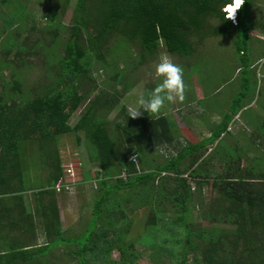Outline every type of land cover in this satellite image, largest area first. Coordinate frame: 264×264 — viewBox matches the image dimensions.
I'll use <instances>...</instances> for the list:
<instances>
[{
	"label": "trees",
	"instance_id": "obj_1",
	"mask_svg": "<svg viewBox=\"0 0 264 264\" xmlns=\"http://www.w3.org/2000/svg\"><path fill=\"white\" fill-rule=\"evenodd\" d=\"M228 1L78 0L74 17L76 23L65 40L64 52L61 54L58 51V37H52L57 57L51 58L48 49L50 60L60 63L58 79L50 82L42 93L28 99L22 97L18 101L8 102L0 96V193L20 192L27 186L20 168L21 140L36 138L41 146H46L61 134L75 132L77 140H81L79 132L83 130L89 144L93 145L94 157L100 166L93 176L86 170L83 172L86 179L96 178L98 189H102L95 197L94 212L102 210L103 202L120 188H129L126 193H138L142 197L146 193L150 195L147 186H151L152 179L160 175L162 170L170 171L176 174L178 182L174 195L172 194L178 211L169 216L162 212L158 202L150 204L145 226L141 229L143 232L138 237L147 247L170 256L176 264H186L190 253H193L191 264H264V153L260 154V150L264 149V136L258 140V135H254L250 142H244L249 143L248 148L243 146L242 151L233 150L221 158H215L211 154L213 149L206 152L207 143L215 141L221 133L228 130L230 122L243 106L240 102L246 95V87L243 86L241 94L234 99L232 110L226 111L223 120L217 123L218 127H213L209 141L206 137L198 142L183 144L169 160L151 167H144L142 164L139 166L131 154L136 152L142 163L144 151L139 148L124 150L122 143L120 147L117 137L107 127V115L118 101L117 95L110 96L99 91L74 125L68 121L85 98L81 90L82 81L92 78L93 63L87 59V55L94 52L103 66H106L103 49L109 47L107 39L114 31L133 38L140 37L146 51L157 50L162 37L167 49L187 55L193 47L189 33L204 26L207 14H215L223 21L214 26L215 32L223 35H230L231 26H235L237 38H240L242 32L246 35L254 27L255 23L246 17L244 11L251 0H245L239 11L237 24L225 18L222 6ZM84 32L87 40L84 39ZM120 37L122 40L119 46L125 47V37ZM240 51L246 54L245 49L240 48ZM247 66L251 67V63L245 59L239 70H244ZM246 82L247 80H243V83ZM128 85L129 83L126 87ZM105 107V112H99V108ZM121 115L122 119L117 121L116 126L126 135H136L134 131L140 127L146 136H150L146 140L148 143L152 144L154 137L158 138L157 143L164 140L177 142L178 138L172 132L176 123L165 112L154 116L143 113L139 118L132 119L128 116V106L124 104ZM251 141L257 144H250ZM252 150H255L254 154H251ZM187 156L191 158L190 163L182 167L180 163ZM211 157L212 160H218L216 167L212 164ZM44 158L51 185L62 173L61 158L58 151L56 155L53 151L45 154ZM123 170L126 176H123ZM186 172L187 175H183ZM113 176L115 181L111 182ZM189 176L196 181L194 188L189 183ZM140 181L143 183L141 188L137 185ZM204 184H211L217 192L212 202L214 209L204 208L202 199H199L198 213L210 223L208 226H193L191 209H194L195 204L192 202L197 195L202 196L200 193ZM160 192L168 193L163 188ZM115 197H119V194ZM118 201L119 199H110L107 206L110 213L119 208ZM54 212L57 214V211ZM122 216L113 215L111 220L115 224L111 227L99 225L92 219L93 229L96 231L90 230L92 232L88 235L93 238V242L81 246L80 256L81 253L83 255L94 251V256L103 259L101 261L104 264H135L138 256L135 240L130 238L124 243L119 241L123 238V230L116 221ZM222 222L225 225H217ZM56 223L55 233L60 234V227ZM131 223L127 224L126 230ZM114 245L119 246L120 260L108 258ZM93 261L98 264L96 260ZM81 262L88 264L89 260Z\"/></svg>",
	"mask_w": 264,
	"mask_h": 264
},
{
	"label": "rangeland",
	"instance_id": "obj_2",
	"mask_svg": "<svg viewBox=\"0 0 264 264\" xmlns=\"http://www.w3.org/2000/svg\"><path fill=\"white\" fill-rule=\"evenodd\" d=\"M77 2L78 0H0V96L4 100L13 102L22 97L28 99L42 93L50 82L58 79L60 63H57L55 59V63L50 60V57H57L52 37L59 38L58 51L62 54L65 40L76 23L74 17ZM244 11L249 20L258 23L253 33L249 31L244 35L242 32V36L237 38L238 32L235 26H231V34L228 36L217 33L214 26L222 24L223 21L215 14H207L204 26L189 33L193 47L191 53L187 55L167 49L162 37L157 50L146 51L140 37L133 38L120 31H114L107 39L109 47L103 49L106 66H103L94 52L87 55V59L93 63L92 78L82 81L81 90L85 98L69 117V123L74 125L79 120L82 112L99 91L110 96L117 95L118 101L107 115V127L111 134L117 137L120 147L122 143L124 150L133 151L139 148L144 151L143 162L141 163L140 158L136 161L139 166L142 164L144 167H151L169 160L183 144L206 138L213 127H218L217 123L223 120L225 112L232 110L234 99L246 87V95L240 102L243 106L239 113L235 114L234 124L228 126L231 131L226 130L222 136L213 141L215 143L212 148H209L211 142H208L206 152L213 149L211 154L215 155V158H221L233 150L242 151L248 148L249 143L238 142H250L248 137L242 136L243 131L257 130V133L264 136V0H251ZM33 18L36 19L33 20ZM50 24L53 26L51 27ZM85 33L84 39L87 40ZM119 35L125 37L126 49L124 46H119L122 40ZM240 48L245 49L246 54H243ZM48 49H50V57ZM161 54L170 55L175 63L183 67L186 90L183 100H177L175 103L166 102L165 107L160 111L167 113L169 119L175 121L172 132L177 136V142L170 143L164 140L157 143L158 138L154 137L151 144L146 141L150 136H146L140 127L135 129L136 135H126L124 131L117 128L116 123L122 119L121 112L124 104L129 108L130 105H135L140 95L148 98L150 92L160 82L153 79V75L155 64ZM245 59L249 60L251 67L247 66L244 70H239ZM122 73L123 75H120ZM243 80H247L246 84ZM198 82H203L207 86L205 88L207 92H204L205 97L197 98L194 94V88ZM215 87L219 89L214 92ZM106 108H99V112H105ZM79 133L81 140H77L75 132L61 134L46 146H41L36 138L23 139L20 142L22 162L20 168L26 184L48 182L44 156L52 151L56 155L58 151L62 171L65 170V163L69 162L73 167L70 178L82 181L76 191L80 190V187H92L90 191L86 188L89 193L88 198L84 195H77L75 198L64 197L69 200L71 198L72 201L67 202V205L77 219L74 225H66L69 229L73 225V228L72 231L68 229L69 233L65 235L68 236V241H65V246L59 249L60 253L56 254L55 260H89L88 264H94L93 260H96L98 264L101 263L103 259L95 257L94 251L85 252L83 255L81 253V256L79 254L81 246L93 242V238L88 233L96 229H93V221L90 219L93 215L97 224L111 227L115 224L111 217L123 215L116 221L120 223L123 230V238L119 241L124 243L130 238L135 240L138 250L135 264H176L170 256L147 247L146 243L138 238L143 232L141 229L145 226L150 204L158 202L165 215L173 216L177 213V205L172 199L174 188L178 183L176 174L162 170L160 175L152 179L151 186H147V192L150 195L146 193L145 197L138 193H126L129 188L113 191L103 202V209L94 212L95 197L102 189H98L99 191H96L98 193L94 194L95 181L84 178L83 172L86 170L93 176L100 166L94 157L93 145L89 144L85 132L81 130ZM206 139L210 140L209 137ZM253 143L251 141L250 144ZM260 151V154L264 153V149ZM190 160V156H187L180 165L186 167ZM211 161L215 167L219 164L218 160H212V157ZM183 175H187V172ZM114 178L115 176L111 182L115 181ZM189 181L194 188L195 179L189 176ZM137 185L141 188L143 183L140 181ZM161 188L166 189L168 193H161ZM116 194H119V197H115ZM200 194L202 196L197 195L192 202L195 205L194 209H191L193 211L191 218L194 222L193 226H208L210 222L199 215L197 203L199 199H202L204 208L214 209L212 202L217 192L211 184H204ZM110 199H119L117 202L119 208L113 210L114 213H110L107 207ZM123 211H125L124 214ZM129 223L131 225L126 230ZM217 225L225 224L222 222ZM86 237L87 240H85ZM195 238L200 241L199 238ZM70 249L72 253L69 252ZM108 254L109 260H120L119 246L114 245ZM192 256L193 253H190L186 264H191Z\"/></svg>",
	"mask_w": 264,
	"mask_h": 264
},
{
	"label": "crops",
	"instance_id": "obj_3",
	"mask_svg": "<svg viewBox=\"0 0 264 264\" xmlns=\"http://www.w3.org/2000/svg\"><path fill=\"white\" fill-rule=\"evenodd\" d=\"M257 27L258 23L255 22L250 32L253 33ZM206 87L205 83L198 82L194 88L195 96L197 98L205 97ZM218 89L219 87H215L214 92ZM234 118L230 122L231 126L235 122L233 121ZM228 130L231 131V128L228 127ZM212 133L213 130L207 137ZM221 134L223 135L224 132ZM241 134L248 137L249 140L254 135H258V140L260 137L262 138L257 130L243 131ZM238 142L244 143L243 141ZM214 143L211 141L209 148H212ZM253 151L255 150L251 152ZM88 180L97 183V187L93 189L95 194L99 186L98 180L96 178H89ZM50 183L42 184L40 182L37 184L32 182L20 192L0 193V264H80V260H55L56 254L60 253L59 249H62L61 247L65 246V241H68V236L65 235L67 232L69 233V230L72 231L73 223L77 219L69 211L67 205V202L72 201L71 198L69 200L64 199V197L75 198L77 195H84L88 198L89 193L86 188H89L90 191L92 187H80L81 189L76 191L77 186L82 184V181H78L73 192L62 191L58 193L49 189L52 188ZM54 210L57 211V214ZM92 219H94L93 215L90 220ZM55 223L60 227V234L55 233ZM71 224H73L71 229L67 228L66 225ZM99 264H104V262Z\"/></svg>",
	"mask_w": 264,
	"mask_h": 264
},
{
	"label": "clouds",
	"instance_id": "obj_4",
	"mask_svg": "<svg viewBox=\"0 0 264 264\" xmlns=\"http://www.w3.org/2000/svg\"><path fill=\"white\" fill-rule=\"evenodd\" d=\"M245 0H235V8L231 6L225 10L226 19L235 21V14L239 15ZM239 9V11H237ZM183 67L173 60L168 54H161L155 64L153 79L160 81L150 92L148 98L140 95L135 105L128 108V116L132 119L139 118L143 113L158 114L167 103H175L184 99L186 85L183 79Z\"/></svg>",
	"mask_w": 264,
	"mask_h": 264
},
{
	"label": "built area",
	"instance_id": "obj_5",
	"mask_svg": "<svg viewBox=\"0 0 264 264\" xmlns=\"http://www.w3.org/2000/svg\"><path fill=\"white\" fill-rule=\"evenodd\" d=\"M231 6L232 8H235V0H229L226 2L223 6L222 9L225 12V16H227L226 8ZM241 9V8H240ZM239 11V9L237 10ZM231 20V19H230ZM233 24L238 23V15L235 14V21L231 20ZM264 37V36H263ZM131 157L135 159L136 161L138 160L137 153H132ZM65 170L62 171V173L58 176V178L52 183L51 187L55 192H73L75 190L76 184L78 183L79 180H75L74 178H70V176L73 174V167L72 164L65 163ZM66 174L68 175L66 177ZM70 174V175H69ZM123 176H126V172L123 173ZM95 187H97V183L95 182Z\"/></svg>",
	"mask_w": 264,
	"mask_h": 264
}]
</instances>
